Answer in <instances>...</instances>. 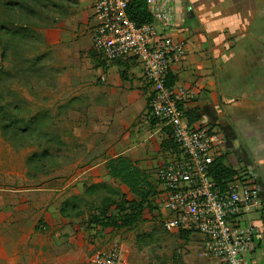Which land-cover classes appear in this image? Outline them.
I'll return each mask as SVG.
<instances>
[{"label":"rangeland","instance_id":"obj_1","mask_svg":"<svg viewBox=\"0 0 264 264\" xmlns=\"http://www.w3.org/2000/svg\"><path fill=\"white\" fill-rule=\"evenodd\" d=\"M69 2L0 0V264H95L96 255L113 247L122 256L148 247L151 264H195L202 235L179 240L160 226L154 207L132 226L92 221L103 204L115 209L136 196L110 177L106 164L83 173L115 151L113 142L105 151L94 136L78 141L79 131L87 137L86 110H73L67 82L46 62L54 61L47 40ZM164 140L146 159L157 163L144 170L153 182L172 157ZM89 145L97 157L87 156Z\"/></svg>","mask_w":264,"mask_h":264},{"label":"crops","instance_id":"obj_2","mask_svg":"<svg viewBox=\"0 0 264 264\" xmlns=\"http://www.w3.org/2000/svg\"><path fill=\"white\" fill-rule=\"evenodd\" d=\"M69 3L59 28L52 31L55 36L47 40L54 63L48 58L46 62L54 64L63 85L67 82L64 91L71 94L73 110H86L87 137H80L85 134L79 131L78 141L91 142L94 136L105 151L113 142L115 151L102 163H89L83 173L118 156L132 159L142 170L153 168L155 160L146 159L149 154L155 157L154 149L158 152V142L167 136L148 113L152 91L141 65L135 59L123 64L106 61L93 45L98 23L93 0ZM157 29L162 31L158 23ZM168 34L185 44V56L169 71L174 86L194 94L185 111L195 110L196 124L221 134L220 154L254 180L264 201V0H175V25ZM93 147L89 145L88 157L98 156H91ZM255 223L261 240L245 264H264V207L255 214ZM166 232L179 240L193 235L182 238L179 231ZM196 242L195 264L214 260L203 253V237ZM137 251L124 252V264H151L148 247Z\"/></svg>","mask_w":264,"mask_h":264},{"label":"built area","instance_id":"obj_3","mask_svg":"<svg viewBox=\"0 0 264 264\" xmlns=\"http://www.w3.org/2000/svg\"><path fill=\"white\" fill-rule=\"evenodd\" d=\"M130 1L93 0L98 21L93 45L108 62L135 59L141 65L152 91L150 116L171 132L182 150L157 172L162 226L168 232L200 233L203 253L220 264H245L261 240L255 223V214L264 207L261 192L247 173L217 184L210 171L221 155L222 136L212 127L189 122L185 104L194 98L193 92L168 83L172 65L186 53L184 42L168 34L175 25V0H146L155 21L142 26L128 16ZM93 262L124 264L117 247L99 253Z\"/></svg>","mask_w":264,"mask_h":264},{"label":"trees","instance_id":"obj_4","mask_svg":"<svg viewBox=\"0 0 264 264\" xmlns=\"http://www.w3.org/2000/svg\"><path fill=\"white\" fill-rule=\"evenodd\" d=\"M10 4L14 2L10 1ZM129 18L138 26L154 23V17L148 10L146 0H131L127 9ZM99 53V52H98ZM100 54V53H99ZM115 63L123 64L122 61ZM168 83L173 84V79L168 73ZM148 98V110H149ZM2 112H6L4 109ZM149 113V112H148ZM150 115V113H149ZM186 116L191 123H196L198 114L195 110L186 112ZM152 123H159L156 119L151 117ZM166 138L162 145L170 149L172 158L180 155L181 148L172 136L171 132L164 129ZM106 167L110 177L119 180L122 184L129 188V191L136 196L132 201H127L125 204H120L115 209H111L110 203L103 204L100 212L92 217V221L96 224L102 225L104 228H121L124 226H132L141 220L145 213V209L154 207L157 211V217L162 218L158 211V205L155 200L158 195V181H151L146 171L138 167L132 159L125 156H118L107 161ZM241 170L235 169L228 164L226 155H218L214 158L211 165L210 175L217 182L218 185H226L236 179H241ZM110 208V209H109ZM65 209L63 207L62 212ZM162 226V225H161ZM164 229V228H163ZM182 238L190 236V231H179Z\"/></svg>","mask_w":264,"mask_h":264},{"label":"water","instance_id":"obj_5","mask_svg":"<svg viewBox=\"0 0 264 264\" xmlns=\"http://www.w3.org/2000/svg\"><path fill=\"white\" fill-rule=\"evenodd\" d=\"M261 189V188H260Z\"/></svg>","mask_w":264,"mask_h":264}]
</instances>
